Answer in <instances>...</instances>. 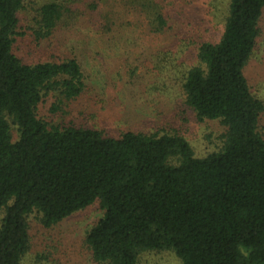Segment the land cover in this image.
<instances>
[{"label":"trees","instance_id":"obj_1","mask_svg":"<svg viewBox=\"0 0 264 264\" xmlns=\"http://www.w3.org/2000/svg\"><path fill=\"white\" fill-rule=\"evenodd\" d=\"M24 6L0 0V264H60L44 253L28 259V217L51 229L95 202L104 214L85 238L93 264H140L145 252L264 264V100L246 76L264 0H53L36 10L33 43L85 23L106 58L138 54L128 75L152 66L162 91L176 87L199 121L220 122L222 146L202 158L174 130L109 137L40 119L49 96L58 112L92 87L73 54L31 61L14 52ZM212 15L218 39L204 27Z\"/></svg>","mask_w":264,"mask_h":264},{"label":"rangeland","instance_id":"obj_2","mask_svg":"<svg viewBox=\"0 0 264 264\" xmlns=\"http://www.w3.org/2000/svg\"><path fill=\"white\" fill-rule=\"evenodd\" d=\"M52 1L25 0L24 9L19 15L22 36L17 37L14 52L31 61L73 54L80 60L85 74L90 77L89 85L92 89H88L75 101L64 102L63 106L58 105L60 107L58 112L51 111L54 99L49 96L44 104L39 106L40 119L64 127L73 125L94 129L109 137H119L128 131L163 134L164 131L174 130L188 141L198 158L221 148L222 136L226 129L220 122L199 121L185 104L183 94L176 87L174 91H162L156 79L158 74L151 70L152 66L143 68L140 63L136 75L135 73L132 76L128 75L132 61L137 59L136 62L139 64L138 54L126 57L109 53L107 55L113 59L106 58V53H102V42H98L93 34L88 32L89 25L85 28V23H81L77 26L78 29L73 26L60 27L51 38V43L48 41L42 42L41 45L33 43L32 30L37 27L38 20L36 10ZM205 1L212 2L213 6V0ZM200 7L198 6V9ZM199 12L201 14L200 9ZM195 14L200 17L199 13ZM204 19L206 21L204 27H209L210 35L218 39L221 33L219 18L212 15ZM260 26L262 33L254 57L246 69V76L252 92L264 100V13ZM159 45L160 41L155 47L150 48L151 55L156 52L155 48ZM145 48L147 46L142 49ZM144 53L147 55L148 50ZM186 58L184 55L180 61H185L188 66L197 63L191 56L187 60ZM180 61L178 63H181ZM117 71H120L119 76L116 74ZM181 71L183 72L182 69ZM261 134L264 137V121L261 124ZM103 214L99 203L95 202L51 229L42 226L37 213L31 214L28 217L31 237L28 259L37 253H44L60 264H93L85 246V238ZM140 264L181 263L168 252H145L140 256Z\"/></svg>","mask_w":264,"mask_h":264}]
</instances>
